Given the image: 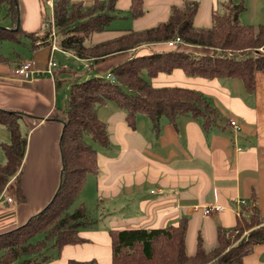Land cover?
Here are the masks:
<instances>
[{
  "label": "trees",
  "instance_id": "16d2710c",
  "mask_svg": "<svg viewBox=\"0 0 264 264\" xmlns=\"http://www.w3.org/2000/svg\"><path fill=\"white\" fill-rule=\"evenodd\" d=\"M118 0H54L53 19L57 45L91 65L118 57L110 73L90 76L71 85L60 118L64 124L60 140L62 171L59 186L47 205L27 222L0 233V264H41L45 250H61L67 244L85 241L80 228L91 222L86 205L70 210L83 189L88 174L99 171L97 150L88 137L103 147L110 145L106 123L98 115V107L113 101L126 112V120L135 127L137 115L145 114L158 131L162 118L174 124L181 116L198 121L205 131L218 124L219 109L201 91L178 87H155L149 79L160 73L182 69L188 76L207 79H240L249 94L255 93L256 74L264 73V23L244 24L239 15L243 2L219 1L212 9V25L196 26L199 1L185 0L173 4L166 20L141 30H127L112 38L92 43L94 33L104 32L115 18ZM8 4L6 15L12 29L0 27V38L14 33L26 34L37 41V32H26L21 25L19 0H0ZM134 18L146 13L143 0H132L129 7ZM180 37L184 46L210 50L209 53L177 49L167 42ZM51 46L50 30L41 37ZM158 46L146 50L142 46ZM36 45H34L35 47ZM132 54L131 52L135 51ZM22 113L0 108V124L10 132V142L2 144L6 158L0 164V195L11 188L15 201L24 202L21 168L28 143L19 119ZM15 176L11 186H7ZM7 186V187H6ZM8 190V189H7ZM264 216L253 199L247 213L238 217L237 224L217 230V245L206 250L201 237L194 255L186 250L188 220L165 227H131L110 229L112 264H244L243 258L254 246L264 242ZM249 230L247 236L244 232ZM66 264H96L95 260L71 259Z\"/></svg>",
  "mask_w": 264,
  "mask_h": 264
},
{
  "label": "crops",
  "instance_id": "0c3cea01",
  "mask_svg": "<svg viewBox=\"0 0 264 264\" xmlns=\"http://www.w3.org/2000/svg\"><path fill=\"white\" fill-rule=\"evenodd\" d=\"M184 1L143 0L146 13L137 18L131 16L135 25L133 30L151 27L166 20L171 5H182ZM197 1L199 9L195 25L211 26L212 9L223 0ZM232 1L243 2L245 5L239 15L241 22L254 26L264 23V0ZM21 2L24 12L22 10L20 21H23L24 26L22 23L20 25L26 32H35L45 23L46 6L43 0H19V5ZM8 26L9 29L13 27L11 22ZM3 39L18 40L15 33L10 38ZM42 43L44 41L38 36L37 41L32 42L28 56L18 57L16 60L0 54V108L23 114L20 118L23 125L20 119L19 125L28 137L21 168L25 201L16 200L12 206L1 204L0 233L22 225L41 211L59 186L62 171L60 140L64 124L60 118H54V115H61V109L65 107L69 89L76 79L75 70L81 65V75L85 74L82 80L90 76H105L119 60L117 57L91 65L90 60L80 59L59 46L52 52L49 46ZM162 45L166 44L144 45L142 48L153 50ZM182 49L210 52L190 45H183ZM57 51L63 56L65 65L62 69L56 67L53 75L41 73L27 81L15 77L13 69L23 60L31 59L41 70H45L48 59L53 54L58 63ZM131 53H136V50ZM151 83L155 87L178 86L215 94L232 111L242 116L245 122L234 127L233 135H227L215 129V126L205 131L198 121L181 116V121L177 120L176 124L168 119L166 123L161 122L156 131L151 120L140 113L148 118L155 143L152 145L143 141L141 148L134 144L129 146L124 139V135H129L140 140L137 130L139 114L135 127H131L126 120V112L117 103L114 102L117 107L109 103L113 101L99 106L98 115L106 123L111 141L107 148L111 144L120 147L116 149L114 156L97 151L99 171L97 174H88L94 176V194L99 195V204L96 205L103 206L108 213L118 214V206L124 201V192L132 188L139 196L136 206L139 213H121L127 216L112 219L106 227L98 226L97 219L90 215L91 222L79 231L85 241L63 246L61 250H57V258L50 259L43 253L46 261L41 264H66L71 259L112 264L110 229L165 227L177 225L182 218L188 220L186 250L188 254L194 255L199 237L206 250L213 249L217 245L218 228L236 225L238 217L246 214L247 207L252 206L253 199H256L258 210L264 216V73L256 74L253 106L242 97L237 85V93L241 97L229 96L228 89L220 85L218 78L188 76L182 69L160 73ZM242 88L249 94L243 83ZM59 99L62 101L61 107L58 106ZM10 139L9 130L0 124V164L6 161L2 144L10 142ZM88 176L77 198L86 194L84 190L88 187ZM14 180L15 176L7 186L10 187ZM150 183L152 184L148 186ZM151 186L157 189V194L147 199L141 194L145 187L148 190ZM7 189L4 193L14 196L12 189ZM149 191L153 193L154 189L150 188ZM85 203L86 200H82L79 205ZM210 204H219L222 209L205 214V207ZM49 249L55 251L57 248ZM243 263L264 264V242L256 244L244 256Z\"/></svg>",
  "mask_w": 264,
  "mask_h": 264
},
{
  "label": "rangeland",
  "instance_id": "374dc122",
  "mask_svg": "<svg viewBox=\"0 0 264 264\" xmlns=\"http://www.w3.org/2000/svg\"><path fill=\"white\" fill-rule=\"evenodd\" d=\"M73 1H77V0H73ZM84 1L87 3V2H91L93 0H87V1L84 0ZM130 3H131V0H118L117 9L115 11V18L113 19L110 28L104 32L94 33L93 37L91 39L92 43L106 40L108 38L114 37V36L124 32L126 30H131V29L135 28L134 27L135 26L134 25V19L131 17L130 12H129ZM45 6H46V11H47V17L50 18L52 11L49 8V6H47V5H45ZM8 7H9L8 4H3L2 6H0V27L1 28H7V29L10 28L8 25H10L11 19L9 16L6 15ZM23 7H24V5L21 2V4L19 5V12H20V19L21 20H22ZM23 12H24V10H23ZM45 19H46V17H45ZM45 19H44V21H45ZM21 23L24 26L23 21H20V24ZM44 27L45 26L42 25L41 28L35 30V32H37V35L40 38L45 37ZM16 29H17V27H16ZM17 39L18 40L15 41V40H8V39H1L0 38V54H3L5 56H11L14 60H16L18 57L19 58L20 57H27L29 52H30L31 46H32L31 45L32 39L29 36H26L25 34L17 35ZM56 54H57L56 57L58 58L57 68L62 69L65 65L64 58L60 52L57 51ZM57 68H55V69H57ZM81 70H82L81 65L77 70H75V71H77V75H76V79H75L74 83L79 81V80L84 79L85 74L81 75V72H80ZM96 75H98V73H96ZM149 81L152 82L153 78L149 79ZM218 81L223 88L228 89L229 96L235 95L237 97H241L237 93V89H236V85H237L241 91L242 97L245 98L247 101H249L252 104V106L255 104L256 95L254 93L251 95L245 93L243 91L242 82L240 80H238V79H218ZM201 92H203V91H201ZM203 93L211 100V102L219 109V111L221 113V118L219 119L218 124L215 126L216 127L215 129H219L224 134L233 135L234 127L236 128L237 126H239L240 122H242L244 124V122H245L244 118L242 116L238 115L236 112L232 111L228 107V105H226L215 94H211L208 92H206V93L203 92ZM109 103H112L111 105H114L115 107H117V105L114 102H109ZM58 106L59 107L62 106V101L60 99L58 101ZM231 120H234L236 125H232ZM105 121L107 122V117H106ZM167 121L168 120L166 117L162 118V120H161L162 124L166 123ZM178 121H181V118H179ZM20 122L23 125L22 119H20ZM137 130L140 134V140L134 139L129 135H124V139L129 146H132L134 144L136 146L143 148V144H142L143 141H145L147 144L155 145L154 138L151 134L150 122H149L148 118L143 114H139V116H138V129ZM204 133L207 134L206 132H204ZM88 141L95 147V149L97 151L104 153L106 155H110V156L116 155V149H118L120 147L119 145L112 146V144L109 148L103 147V146L99 145L97 142L93 141L89 137H88ZM145 148L147 149V146ZM88 177H89L88 187L84 190L85 191L84 193H86V194H82L81 197H78L75 200V202L73 203V205L70 208L71 211L74 210V208H76L81 203L82 200H86L85 205H86L88 211L90 212V215H92L93 218L97 219L96 222H97L98 226H101V227H106L112 219H115V218L121 217V216H127V215H123L121 213H124V214H131V213L138 214L139 213L138 211H136V206L138 204L137 200H138L139 196L135 193V191H133L132 188H129L124 192V194H123V200L124 201L121 202L118 206V208H119L118 214L108 213L107 211L104 210L103 206L96 205V203L99 204V200H97L99 195L94 194V191H95V184H94V180H93L94 176L89 175ZM151 184L152 183L148 184V186H150ZM146 188L147 187H145L143 194H141V195H143V197L149 199L153 196H156L157 189L155 187L151 186V187H149L148 190H146ZM150 188L154 189L153 193L151 191H149ZM6 190L7 189H5L4 192H6ZM89 193H91V195ZM97 206H99V207H97ZM248 232H249V230H246L244 232L243 236H247ZM44 253L50 259L58 257L57 256L58 255L57 249L55 251L48 249V250H45Z\"/></svg>",
  "mask_w": 264,
  "mask_h": 264
},
{
  "label": "built area",
  "instance_id": "2783aa9c",
  "mask_svg": "<svg viewBox=\"0 0 264 264\" xmlns=\"http://www.w3.org/2000/svg\"><path fill=\"white\" fill-rule=\"evenodd\" d=\"M43 3L49 6L52 11L50 18L46 16L44 26H45V29L50 30V39L52 40V44L50 48H51V51L53 52L54 50L58 49V45L56 42L57 36H56V31H55L54 19H53L54 0H43ZM167 44L168 46L174 47L177 49L182 48V46L184 45L180 37H176L175 39L168 41ZM57 65H58L57 59L53 56V54H51L48 59V63H47L45 70H41L33 60L29 59V60H23L20 64L15 66L13 69V73L16 78L27 81V80H32L35 76H38L41 73L53 75L54 70L57 67ZM105 77L112 81L115 80L114 76L110 72H107ZM231 124L236 125L234 120H231ZM15 202L16 201L14 199V196L12 195L5 194L4 192L0 195V206L3 203H6L7 205L12 206L14 205ZM221 209H222V206L219 204L218 205L210 204L207 207H205L204 213L208 214V213H211L212 210H221Z\"/></svg>",
  "mask_w": 264,
  "mask_h": 264
},
{
  "label": "water",
  "instance_id": "95a60500",
  "mask_svg": "<svg viewBox=\"0 0 264 264\" xmlns=\"http://www.w3.org/2000/svg\"><path fill=\"white\" fill-rule=\"evenodd\" d=\"M19 25H20V19H19V22H18V24H17V28L19 27ZM63 133V132H62Z\"/></svg>",
  "mask_w": 264,
  "mask_h": 264
}]
</instances>
